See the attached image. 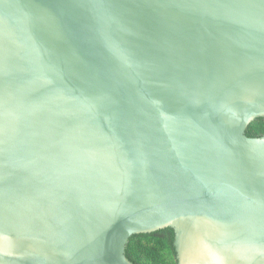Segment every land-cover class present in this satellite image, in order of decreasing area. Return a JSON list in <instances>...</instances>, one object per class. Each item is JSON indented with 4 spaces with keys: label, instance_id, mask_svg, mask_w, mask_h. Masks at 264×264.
I'll return each instance as SVG.
<instances>
[{
    "label": "water",
    "instance_id": "water-1",
    "mask_svg": "<svg viewBox=\"0 0 264 264\" xmlns=\"http://www.w3.org/2000/svg\"><path fill=\"white\" fill-rule=\"evenodd\" d=\"M264 0H0V264H264Z\"/></svg>",
    "mask_w": 264,
    "mask_h": 264
},
{
    "label": "trees",
    "instance_id": "trees-1",
    "mask_svg": "<svg viewBox=\"0 0 264 264\" xmlns=\"http://www.w3.org/2000/svg\"><path fill=\"white\" fill-rule=\"evenodd\" d=\"M247 135H264V118L258 117L247 128ZM173 228L133 235L126 247L127 256L134 264H177Z\"/></svg>",
    "mask_w": 264,
    "mask_h": 264
}]
</instances>
